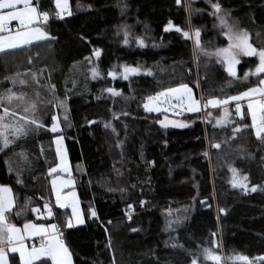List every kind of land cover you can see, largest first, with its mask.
I'll return each instance as SVG.
<instances>
[{
  "label": "trees",
  "instance_id": "16d2710c",
  "mask_svg": "<svg viewBox=\"0 0 264 264\" xmlns=\"http://www.w3.org/2000/svg\"><path fill=\"white\" fill-rule=\"evenodd\" d=\"M219 2L231 11L239 27L249 30L254 46H264V0ZM188 3L182 0L179 6L176 0H70L71 17H53L43 26L55 40L0 54V92L11 88L6 77L26 68L35 71L37 77L30 78L28 85L18 91L25 100L36 103L37 115H42L44 124L50 126L49 116L57 111L48 103L53 95L48 85H55L59 99L69 97L72 127L62 134L71 165L82 164L85 168L84 174H75V180L86 224L75 229L64 227L66 217L61 213L70 214V210L56 207V215L47 220L37 219L29 210L14 214L29 198L41 210L45 202L55 204L47 172L59 163L54 136L60 133L42 128L19 139L10 137L15 143L0 152V185L10 186L15 197L16 207L7 214L11 222L20 227L28 221L58 223L74 264H190L189 253L197 255L219 231L226 256H264V144L251 129L230 139L233 125L213 127L207 122L223 117L226 107L231 113L228 119L238 125L250 124L247 107L243 109V121L234 105H227L207 109L212 117H206V111L203 115L186 114L182 118L189 126L181 128L161 127L157 121L163 113H149L143 108L148 96L181 84L191 87L197 98L205 99L238 95L248 87L239 81L229 86L232 78L214 57L198 55L193 42L174 29L164 31L169 22L187 30ZM191 3L193 9L205 10L190 18L192 26L201 28L202 45L209 50L226 47L228 41L214 26L215 18L208 15L211 8L207 0ZM40 4L55 10L53 0H40ZM125 26L128 44L124 43ZM138 38L147 46H140ZM93 49L102 50L99 60ZM85 57H91L92 63ZM255 63L254 57L242 58L238 72L242 75ZM97 65L102 79H92L90 69ZM124 65L151 69L153 75L142 72L128 81L107 75L114 67L121 72ZM255 79L250 77L253 83ZM108 87L121 90L122 96L113 97L103 91ZM16 103L13 101V105ZM105 124H111L116 132ZM213 141L221 148H213ZM21 152L31 162L25 166L23 185L17 183L15 171L10 173L6 163L10 160L17 168L21 160L17 154ZM152 161L154 164L149 163ZM231 166L249 177V188L260 185L257 191L234 188ZM214 197L225 214L216 213ZM141 200L147 203L141 206ZM204 200L207 202L202 203ZM129 203L135 206L131 221L127 218ZM91 209L99 219L91 218ZM132 228L139 231L133 232ZM174 243L183 247L173 248ZM13 255L9 254L10 261Z\"/></svg>",
  "mask_w": 264,
  "mask_h": 264
},
{
  "label": "snow or ice",
  "instance_id": "6c2138e0",
  "mask_svg": "<svg viewBox=\"0 0 264 264\" xmlns=\"http://www.w3.org/2000/svg\"><path fill=\"white\" fill-rule=\"evenodd\" d=\"M55 10L50 11L41 7L40 0H0V54H9L17 49H28L36 42H51L56 37L50 35V33L43 27L49 23L51 18H58L64 20L65 17H71L73 15L72 6L70 0H53ZM177 4L181 3V0H176ZM211 11L208 15L215 18L214 26L218 27L220 35L224 36L228 41L226 47H216L214 50H209L202 45L201 42V28L191 25L190 18L193 13H202L205 10L203 8H192L191 0L187 5L189 12V27L187 30L173 25L169 22L168 26L164 29L165 32L174 29L177 33H180L184 39L191 40L194 45V51L198 55H203L209 59L215 58V63L220 64L228 77L232 79L228 81V85L231 86L233 81H239L241 83H247L246 90L240 92L238 95H232L227 98L210 97L205 99L201 97L197 99L193 95L192 89L187 84H181L176 88H167L163 91L156 93L154 96H148L146 102L143 103V108L146 112L159 113L161 110L164 112L170 109L176 108L187 112H201L206 111L209 107L218 108L228 105L231 101H236L235 113L241 121L245 120L246 113L243 110V105L240 101L247 100V116L250 117V124H236L234 120L228 119L231 113L225 107L223 109V117L215 120L208 119L209 124H213V127H222L228 124L233 125L231 129L230 139H236L237 135L244 129H251L258 141L264 144V46H254L251 42L252 35L246 28L239 27L238 21H236L231 14L230 10L224 9L219 0H207ZM126 7V5H125ZM123 12V8L121 9ZM15 22V23H13ZM260 34L257 33V36ZM129 32L127 26L124 28V43L128 44ZM84 39V37H81ZM137 43L146 47L142 39H137ZM102 54L101 49H93V55L96 60H99ZM244 57L256 58L254 68L245 71L242 75L238 72L237 66L241 63ZM89 63H92L91 57H85ZM31 62V60H29ZM92 79L103 78V74L100 72L98 65L93 66L91 69ZM142 74L140 67H132L124 65L121 72H117L115 67L109 70L107 75L116 79L118 76L125 81H128L132 76H138ZM144 75L151 76L153 72L151 69L143 70ZM17 76L19 73L16 74ZM250 77H255V82L250 80ZM13 85L17 83L14 77H6ZM20 84H24L25 81L20 80ZM199 86V82H197ZM49 91L52 92L51 99L48 103L53 105L57 111L50 114L49 118L51 124L46 125L43 123L42 115H37V105L35 102H30L24 99V94H17L13 92L12 88H7L3 92H0V152L8 149L10 145L15 143V139L20 137H26L29 132H34L38 129H46L47 131L60 135L54 136L55 153L59 158V163L48 169L47 175L53 176V174L60 172H69L66 149L64 146L65 137L62 134L65 127H72V123L69 119L70 109L67 106V100L69 97L59 99L55 96V85H48ZM107 93L113 97L122 96V91L112 87L104 89ZM38 95V94H37ZM161 98H164L163 101ZM171 100H175V104H170ZM13 101H17L13 105ZM163 105V107H162ZM60 110L63 111V126L61 122ZM21 112L24 114L22 115ZM127 115V113H124ZM206 117H212L211 112L206 111ZM119 119L118 116H115ZM96 121H89L90 124ZM161 127L167 128L169 125L173 127H188L187 123H177L168 120L165 116L164 119L157 121ZM106 128H112L113 132L116 129L111 124H105ZM14 137L15 139H10ZM119 145V141L117 143ZM211 146L215 149H220L221 144L217 142H211ZM41 153H43V146H41ZM21 160L17 162L18 167L13 168L12 162L8 163L9 172L15 171L16 180L18 184L23 185V172L26 169V165L31 162L23 152L18 153ZM208 155L207 152L204 153ZM154 164V161L149 162ZM232 172L231 184L234 188L238 187L245 192H256L260 185H255L249 188V177L247 175H240L238 170L234 167L230 168ZM51 189L55 194V204L45 202L43 204V212L40 207L32 205L29 198L22 208L17 210L14 214L19 216L23 210H29L36 214L37 219H52L56 214L54 213V207L59 209H70L68 212H63L61 215L65 216L64 227L72 229L78 225L84 224V218L79 207V201L76 198L75 191H71L66 194L63 193L65 187L73 186L74 181L71 179L61 180L59 177H54L50 181ZM133 187H135L133 185ZM264 190V189H262ZM122 191H124L122 189ZM43 199V197H42ZM146 201L141 200L140 204L143 206ZM16 207V201L13 196L12 188L7 185H0V264H73V253L63 239V231H61L58 223L53 222L49 225L37 224L31 221L25 222L23 227H18L15 223L11 222L10 217L7 215L12 212ZM127 218L129 221L132 219V213L135 211V206L132 203L128 204ZM224 212V209H220ZM90 216L95 219H99L94 209L90 210ZM108 223H111L109 221ZM172 222H169L168 227L171 228ZM131 231L137 232L139 229L132 228ZM213 236L216 233L212 234ZM39 238V244L26 243L29 240H35ZM109 246L110 242H109ZM173 248L183 247L182 245L172 244ZM219 244L215 241L211 247H201L198 255L192 256L190 264H264V256L250 259L242 254H233L231 256H222L217 249ZM15 254L12 260H9V254Z\"/></svg>",
  "mask_w": 264,
  "mask_h": 264
},
{
  "label": "rangeland",
  "instance_id": "374dc122",
  "mask_svg": "<svg viewBox=\"0 0 264 264\" xmlns=\"http://www.w3.org/2000/svg\"><path fill=\"white\" fill-rule=\"evenodd\" d=\"M186 2H188V0H186ZM144 43H145V41H144ZM146 44V43H145ZM133 67V66H132ZM138 67H140L141 69H142V72H143V68L141 67V66H138ZM238 67H239V65L237 66V69H238ZM31 69H33V68H31ZM33 72H35V71H32V70H29V69H24V71L23 72H21V73H19V75L17 76L16 74H14L13 75V77L17 80V83L15 84V85H13L12 83H11V88H12V90H13V92H15V93H17L18 95H19V89L22 87H25L26 85H28V83H29V79L30 78H36L37 76L33 73ZM133 77V76H132ZM131 78V77H130ZM20 80H23V81H25V83L24 84H20L19 83V81ZM191 88V87H190ZM192 89V88H191ZM192 91H193V89H192ZM193 95L196 97V94H195V92L193 91ZM197 98V97H196ZM201 97H199V98H197V99H200ZM162 99V101H163V99L164 98H161ZM170 104H175L176 103V101L175 100H171L170 102H169ZM236 101H231L228 105H230V106H232V105H234V108H235V105H236ZM240 103L243 105V109H244V107H246V106H244L245 104H247L248 103V101L247 100H244V101H240ZM227 106V105H226ZM162 107H163V105H162ZM208 109H213V108H211V107H209ZM154 113H157V112H154ZM159 113H163V115H162V118H161V120L162 119H164V117L165 116H167L168 117V120H170V121H174V122H177V123H185L186 121L182 118L184 115H186V114H193L194 112H187V111H182L181 109H179V108H176V109H174V110H172V109H170L169 111H167V112H164L163 110H161ZM197 113H201L202 115L205 113V111H201V112H197ZM63 111L60 113V115H61V121L63 122V119H62V117H63ZM207 119L205 118V121H206ZM168 127H171V128H181V127H173V126H171V125H169ZM71 129V127L70 128H68V127H65L64 128V132H68L69 130ZM66 155H67V152H66ZM67 162H68V168H69V166H70V164H69V160H68V157H67ZM232 167H234V166H231L230 168H232ZM230 168H229V175H230V182H231V178H232V172H231V170H230ZM235 168V167H234ZM237 169V168H236ZM238 170V169H237ZM69 172L71 173V171H70V168H69ZM238 172H239V174L240 175H243L239 170H238ZM68 173V172H67ZM237 189H241V188H238V187H236ZM214 199H215V211H216V213L218 214V215H220V209H219V207H218V205H217V202H216V198L214 197ZM216 242V243H218L219 244V248L217 249V251L222 255V256H224V257H227L226 256V254H225V250H224V246H223V239H222V233L219 231V235L217 236V237H215L214 239H213V241H212V243L211 244H208V245H206L205 247H211V246H213V242ZM199 254V252L197 253V255ZM240 254H242V255H244V256H247V257H249L250 258V256H248V255H246V254H243V253H240ZM256 257H258V256H256ZM254 258V257H253ZM250 259H252V257L250 258ZM225 264H227V262H225ZM237 264H239V262H237Z\"/></svg>",
  "mask_w": 264,
  "mask_h": 264
},
{
  "label": "crops",
  "instance_id": "0c3cea01",
  "mask_svg": "<svg viewBox=\"0 0 264 264\" xmlns=\"http://www.w3.org/2000/svg\"><path fill=\"white\" fill-rule=\"evenodd\" d=\"M13 23H15V22H13ZM36 43H39V42H36ZM36 43H34V44H36ZM244 106L247 107V104H245ZM63 124H64V122H62V126H63ZM64 146H65V141H64ZM65 149H66V147H65ZM66 152H67V149H66ZM67 157H68V160H69L68 153H67ZM58 162H59V158H58ZM69 164H70L69 168H70V171H71L70 175L67 172H60V173L53 174V176H51V179H53L54 177H59V179H61V180L71 179V180L74 181V185L73 186H69V187H65L63 189V193L62 194H66V193H69L71 191H75L76 198L79 201V207L81 209V212H82V215H83V218H84L85 223L84 224H81V225H78V226H76L74 228H72V229H75V228L82 227V226H84L86 224V219H85V215H84V212H83V208H82V204H81V199H80V196H79V192H78V189H77V183H76V180H75V174H77V175L84 174L85 173V168H84V166L82 164H77L74 167L71 165L70 161H69ZM51 179H50V181H51ZM53 194H54V192H53ZM13 196H14V194H13ZM54 199H55V194H54ZM54 202H55V200H54ZM92 219H95V218H92ZM37 224L49 225L51 223H37ZM18 227H20V226H18ZM22 227L23 226H21V228ZM36 241H39V238H35V240L26 241V243L31 244V243H34ZM9 260H10V257H9ZM73 264H74V262H73Z\"/></svg>",
  "mask_w": 264,
  "mask_h": 264
},
{
  "label": "water",
  "instance_id": "95a60500",
  "mask_svg": "<svg viewBox=\"0 0 264 264\" xmlns=\"http://www.w3.org/2000/svg\"><path fill=\"white\" fill-rule=\"evenodd\" d=\"M179 6H181L182 5V0H181V3L180 4H178ZM207 202V200H204L202 203H206ZM208 208H210V207H208ZM42 212H43V210H42ZM224 213V212H223ZM225 214V213H224ZM36 215V214H35ZM254 258H256V257H254Z\"/></svg>",
  "mask_w": 264,
  "mask_h": 264
},
{
  "label": "built area",
  "instance_id": "2783aa9c",
  "mask_svg": "<svg viewBox=\"0 0 264 264\" xmlns=\"http://www.w3.org/2000/svg\"><path fill=\"white\" fill-rule=\"evenodd\" d=\"M34 243H36L37 245L39 244V241H36V242H34Z\"/></svg>",
  "mask_w": 264,
  "mask_h": 264
}]
</instances>
